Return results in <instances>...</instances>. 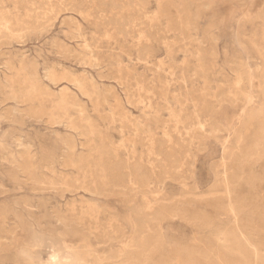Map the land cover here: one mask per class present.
Masks as SVG:
<instances>
[{
    "label": "rangeland",
    "instance_id": "374dc122",
    "mask_svg": "<svg viewBox=\"0 0 264 264\" xmlns=\"http://www.w3.org/2000/svg\"><path fill=\"white\" fill-rule=\"evenodd\" d=\"M207 1L0 0V264L124 262L119 214L138 226L148 187L172 210L148 221L147 264H224L220 232L264 242V116L242 114L264 106V0Z\"/></svg>",
    "mask_w": 264,
    "mask_h": 264
},
{
    "label": "bare ground",
    "instance_id": "6f19581e",
    "mask_svg": "<svg viewBox=\"0 0 264 264\" xmlns=\"http://www.w3.org/2000/svg\"><path fill=\"white\" fill-rule=\"evenodd\" d=\"M214 1L209 0L207 2L202 3L201 5L205 6V7H211L213 6ZM200 6V5H199ZM208 9V8H207ZM211 9V8H210ZM200 12V11H198ZM206 12V11H205ZM264 12V11H262ZM216 13V12H215ZM199 15V14H198ZM223 19V18H222ZM217 25V15L216 14H211L209 21H208V30H213V27H216ZM32 29V28H31ZM39 30V29H37ZM207 30V31H208ZM207 33V32H206ZM240 42V41H239ZM242 44V42H241ZM239 47V46H238ZM240 49L236 50L235 48H233L232 46L226 44L223 47V54L226 58H228L231 54L239 51L241 53H246L244 51V48H242L241 46L239 47ZM214 52V51H213ZM216 54V53H214ZM244 56V55H243ZM242 56V57H243ZM213 59H215V55L212 56ZM243 61V59H242ZM244 65V64H243ZM245 71H249L248 67H245ZM261 87V98H263V92H262V83L260 85ZM263 91H264V87H263ZM237 101H242L241 99H236ZM246 106L245 109L242 111V114L244 117L249 118V117H253V118H258L259 116H264V106L262 104H255V100L253 98L249 99L247 101H245ZM240 104V102H239ZM243 106V105H242ZM126 112V110H125ZM244 120V119H242ZM250 120H253L252 118ZM240 122V121H239ZM244 123V122H243ZM236 128V127H235ZM225 130L223 127H218L217 128H213V131L211 132V135L216 136L217 138H219V136H217V130ZM259 131L257 132V138H256V142H255V147H263L264 146V124H261V126L258 128ZM221 133V132H220ZM223 135V134H222ZM9 136V135H8ZM3 144V143H2ZM4 145V144H3ZM27 145V144H26ZM16 146V145H15ZM20 146V145H19ZM25 146V145H24ZM72 148V147H71ZM259 149V148H258ZM257 149V150H258ZM5 150V149H4ZM63 150V149H62ZM66 150V149H65ZM1 151V150H0ZM65 153V152H64ZM261 154V153H260ZM12 155V154H11ZM10 155V156H11ZM247 156V155H246ZM59 157V156H58ZM2 159V157H1ZM13 159V158H12ZM74 162V161H73ZM106 164V163H105ZM109 165V164H108ZM110 166V165H109ZM104 167V166H103ZM107 167V166H106ZM108 168V167H107ZM111 169V168H110ZM112 175V174H110ZM118 175V173H117ZM111 177V176H110ZM117 177V176H115ZM119 177V176H118ZM105 179V178H104ZM113 179V178H112ZM120 179V177L118 178ZM107 180V179H106ZM115 180V179H114ZM122 180V179H121ZM109 181V180H108ZM120 181V180H119ZM115 183V181H113ZM118 182V181H117ZM122 182V181H121ZM249 182V181H248ZM258 182V181H257ZM103 183V182H102ZM107 183V182H106ZM113 183V184H114ZM127 183V182H126ZM125 183V184H126ZM104 184V183H103ZM120 184V182H119ZM122 186V184H120ZM10 186L14 187V184H11ZM127 186V185H126ZM115 187V186H113ZM124 187V186H123ZM122 187V188H123ZM110 188V187H109ZM149 188V187H148ZM144 189L141 191L143 198H145L144 200V206L142 207L145 211V217H143L142 220H140L139 225L136 227L131 223V221H129V215L127 214L126 211L122 210V214H119V216L122 218V220L124 221L125 224V228L127 229L125 232L126 233H131L133 234V237L131 239V243L128 245V247L123 248L121 250V252L116 255V256H123L126 259H123L124 262H119V261H115L112 264H147V262L151 259V256L157 252H159L160 248H159V242L158 239L156 238V236H148L145 234L147 228H148V221L149 219H151L153 222H155L156 220H159L164 214H166L167 211H170V209L172 210V208L169 205H160L158 210H154L152 211L151 208V200L150 198H148V194H150L151 199L154 200L155 202H157L160 199V195H159V191H154V190H150V189ZM129 189V188H128ZM137 189V188H136ZM105 192V191H104ZM108 192V191H107ZM103 195V194H102ZM149 196V197H150ZM154 203V202H152ZM163 203V202H162ZM161 203V204H162ZM39 204V203H37ZM159 204V203H158ZM155 206V205H154ZM256 206V205H255ZM260 207V206H259ZM237 208V207H236ZM45 209V208H44ZM141 209V208H140ZM228 210V209H227ZM240 211V210H239ZM249 211V210H248ZM180 212V211H179ZM175 213V212H174ZM264 213V212H263ZM169 214V213H168ZM254 214V213H253ZM262 214V213H261ZM257 215V214H256ZM148 216H150V218H147ZM164 217V216H163ZM162 217V218H163ZM202 218V217H201ZM200 218V219H201ZM252 218V217H251ZM260 218H262V220H264V214H262L260 216ZM16 220V219H15ZM190 220V219H189ZM253 220V219H252ZM208 221V220H207ZM161 221H159L160 223ZM205 224L208 226L209 223L205 221ZM256 222V221H255ZM158 223V221H157ZM199 223V222H198ZM203 222H201L202 224ZM258 223V222H257ZM256 223V224H257ZM41 224V222H40ZM52 224V228L55 229H61V225L60 224ZM50 224V226H51ZM204 224V226H205ZM250 224V223H248ZM155 226V225H154ZM158 225H156L157 227ZM253 226L252 228V232L254 235L260 236L264 233V223H261L259 225H251ZM241 227V226H240ZM47 228V227H46ZM151 228V227H150ZM231 231V230H230ZM0 232L2 233H7L6 228L4 226V223L1 222L0 223ZM21 232V231H20ZM154 232V231H153ZM241 232V231H240ZM242 233V232H241ZM246 233V232H245ZM235 234V233H234ZM230 232L228 233H216L215 234V238L218 241H223L226 243V251L225 253L229 256V260L224 264H264V242H262L259 245H256V243L254 244H250L249 241H247L246 239V235H244V237H238L236 235H234ZM239 234V233H238ZM247 234V233H246ZM253 235V236H254ZM84 236V235H83ZM109 236V235H108ZM242 236V235H241ZM4 237V236H3ZM113 237V236H112ZM256 237V236H255ZM251 238V237H250ZM264 238V237H263ZM109 239V237H108ZM82 240V238H81ZM258 240V239H257ZM251 241V240H250ZM25 242V241H23ZM36 242V240H35ZM26 243V242H25ZM122 243V242H121ZM4 244V243H3ZM10 244L12 246L15 245V238L13 237L12 240L10 241ZM79 245V244H78ZM125 245V244H124ZM212 245V244H209ZM2 243H0V247H2ZM27 246V245H26ZM74 246V245H73ZM72 247V246H71ZM222 247V246H221ZM198 248V247H197ZM73 249V247H72ZM110 249V248H109ZM118 249V248H117ZM116 249V250H117ZM190 249V248H189ZM188 249V250H189ZM202 249V248H201ZM209 249V248H208ZM212 249V248H211ZM75 250V249H74ZM52 251V250H51ZM72 251V250H70ZM76 251V250H75ZM82 251V249H81ZM119 251V250H118ZM213 251V250H212ZM220 251V250H219ZM218 251V252H219ZM63 252V250H62ZM68 252V251H67ZM74 252V251H73ZM80 252V251H79ZM52 253V252H51ZM60 253V252H59ZM82 253V252H80ZM213 253V252H212ZM83 254V253H82ZM174 254H177L179 257H181L183 259L184 262H187L188 264H211L210 262V258H211V251L210 250H189L186 251L183 248H179L176 250V252H174ZM13 255V254H12ZM34 255V254H33ZM63 255V254H62ZM84 255V254H83ZM87 255V254H86ZM216 255V254H215ZM3 256V255H2ZM19 256V255H18ZM23 256V255H22ZM110 256V255H109ZM113 256V255H112ZM115 256V255H114ZM17 257V256H16ZM221 257V255H220ZM64 258V257H63ZM83 258L81 256V254L75 253V255H72L70 253H67L64 261H60L58 262L59 264H84ZM55 259V258H54ZM214 259V258H213ZM212 259V260H213ZM216 259L219 260V258L216 257ZM225 259V258H224ZM63 260V259H61ZM87 260V259H86ZM161 263L162 264H170V261L168 258L165 257H160ZM44 261V260H43ZM88 261V260H87ZM96 261V260H93ZM221 261V260H220ZM223 261V260H222ZM21 264H33L30 256L28 254H26L22 259H21ZM100 262V261H99ZM103 262V261H102ZM107 263V262H106ZM155 263V262H154ZM214 263V262H213ZM219 263V262H218ZM87 264V263H86ZM96 264V263H94ZM101 264V263H100ZM111 264V263H110ZM222 264V263H221Z\"/></svg>",
    "mask_w": 264,
    "mask_h": 264
}]
</instances>
